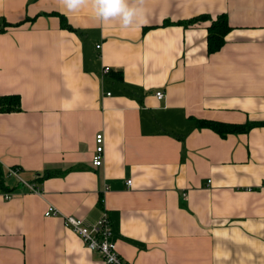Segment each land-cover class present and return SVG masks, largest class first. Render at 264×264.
Instances as JSON below:
<instances>
[{"label": "crops", "instance_id": "obj_1", "mask_svg": "<svg viewBox=\"0 0 264 264\" xmlns=\"http://www.w3.org/2000/svg\"><path fill=\"white\" fill-rule=\"evenodd\" d=\"M143 9L146 22L124 28L91 3L0 0L14 25L0 30V264H99L63 216L92 225L104 212L130 264H264V127H196L264 122V0Z\"/></svg>", "mask_w": 264, "mask_h": 264}, {"label": "built area", "instance_id": "obj_2", "mask_svg": "<svg viewBox=\"0 0 264 264\" xmlns=\"http://www.w3.org/2000/svg\"><path fill=\"white\" fill-rule=\"evenodd\" d=\"M100 49V46L97 47ZM104 75L111 73L109 68H104ZM155 97L161 101L165 98V93L159 91L155 94ZM96 150L93 158V165L95 167H101L104 163V136L98 135L96 138ZM10 177H16L25 188L35 194H41V189L33 183L24 182L16 169H10ZM131 181L128 185L131 186ZM11 196L6 195V199H10ZM59 212L52 206H49L45 212L46 217H57ZM63 220L68 229H70L76 236H78L86 245V247L92 252L96 253L99 258V264H130L127 262L118 252L117 246L113 240L114 229L113 222L108 214L104 212L103 215L92 225H87L83 220L73 216H63Z\"/></svg>", "mask_w": 264, "mask_h": 264}, {"label": "clouds", "instance_id": "obj_3", "mask_svg": "<svg viewBox=\"0 0 264 264\" xmlns=\"http://www.w3.org/2000/svg\"><path fill=\"white\" fill-rule=\"evenodd\" d=\"M64 7L75 12L91 3L95 18L101 23L118 20L122 27L139 26L144 19V0H60Z\"/></svg>", "mask_w": 264, "mask_h": 264}, {"label": "trees", "instance_id": "obj_4", "mask_svg": "<svg viewBox=\"0 0 264 264\" xmlns=\"http://www.w3.org/2000/svg\"><path fill=\"white\" fill-rule=\"evenodd\" d=\"M62 21H63L62 27L64 29L73 31V29L65 23V20L63 18H62ZM12 26L14 25H11L7 23L5 20H3L0 23V30L1 29L6 30L7 28H10ZM15 26H19V25H15ZM228 29L229 28L224 22L209 27L207 43H208V52L210 54L215 53L221 49V47L224 44V38L228 32ZM114 75L116 76V73H114ZM1 103L3 105L4 100H2ZM196 127H198L199 129H210L216 134H218L219 136L225 137L227 135L244 134L256 127H264V122H255V123L250 122L244 125H231V124H223V123L213 122V121L197 120Z\"/></svg>", "mask_w": 264, "mask_h": 264}]
</instances>
